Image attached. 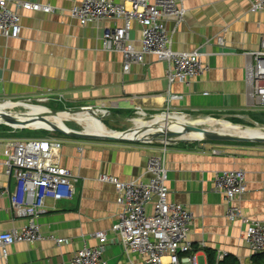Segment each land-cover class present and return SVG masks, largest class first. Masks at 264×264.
Instances as JSON below:
<instances>
[{
  "label": "crops",
  "instance_id": "1",
  "mask_svg": "<svg viewBox=\"0 0 264 264\" xmlns=\"http://www.w3.org/2000/svg\"><path fill=\"white\" fill-rule=\"evenodd\" d=\"M31 1L52 5L59 11L27 10L18 7L17 0H7L8 7L20 14L21 32L17 38L0 35V99L51 94L62 97L61 102L68 107L115 106L121 112L137 110L138 117L147 116V111L163 110L264 111L251 105L245 81L246 66L251 61L245 53L259 48L264 36V12H251L247 0H179L186 8L183 20L165 21L169 30L174 29L172 47L202 53L208 69L189 83L171 84L165 77L166 61L146 54L141 63H134L125 71L122 53L103 49L105 29L120 26L122 19L80 23L69 17L66 9L82 0ZM130 37L134 47L139 48L140 25L136 22ZM14 130L0 125V150L17 139L13 138ZM57 137L63 139L60 165L79 178L76 193L69 200L47 199L38 222L43 233L66 241L13 243L8 246L7 257L0 258V264L68 262L84 243L97 244L89 236L99 230L105 231L108 238L103 253L106 264H126L129 259L139 262L137 254L126 255L120 237L112 230L119 210L116 189L99 176L109 174L123 181H146L147 157L162 152L164 147L168 199L184 205L193 214L189 238L195 264H211L209 252L215 259L218 251L228 253L219 264H261L264 260V254L254 257L246 245L244 226L225 217L223 196L214 188L217 171L242 169L247 189L236 204L245 215L264 220V143L183 141L165 145L81 139L63 134ZM218 145L222 149L212 153L210 148ZM0 184L12 189L13 178L1 170ZM146 209L151 212L152 205ZM26 222L25 217L10 210L9 197L1 196L0 231L22 227Z\"/></svg>",
  "mask_w": 264,
  "mask_h": 264
},
{
  "label": "built area",
  "instance_id": "2",
  "mask_svg": "<svg viewBox=\"0 0 264 264\" xmlns=\"http://www.w3.org/2000/svg\"><path fill=\"white\" fill-rule=\"evenodd\" d=\"M251 12H264V0H247ZM17 6L45 13L59 11L58 8L31 0H17ZM62 11V10H61ZM69 17L80 23L103 18H120L122 24L105 29L102 35L103 49L119 51L123 56V70L134 63H141L146 54L166 61L165 77L168 84L175 81L189 83L198 78L208 66L198 51H178L172 47V33L165 21L173 19L180 23L186 8L179 0H82L66 9ZM133 22L140 25V47L135 48L130 37ZM21 32L20 14L11 10L7 0H0V35L17 38ZM251 61L246 66L247 94L254 106L264 108V36L259 48L246 52ZM57 102L62 97L46 95ZM63 139L59 137L20 138L9 141L0 150V171L13 178V188L0 184V197H9L10 210L23 216L27 222L22 227L0 231V258H6L8 246L13 243H35L50 239L56 244L66 241L41 231L39 215L45 201L69 200L76 193L78 177L59 163V151ZM167 145L166 143H164ZM222 148L213 146L212 153ZM146 181H123L114 175L101 174V181L110 182L116 189L118 217L112 230L121 239L126 255L135 253L140 257L126 264H195L194 247L189 238L193 214L182 204L168 199L167 167L165 147L162 152L147 157ZM214 188L219 191L226 204L225 217L239 221L244 226V241L252 253L264 252V220L243 213L236 201L247 189L245 172L242 169H222L214 175ZM152 205L148 212L147 205ZM89 237L97 240L90 246L86 243L77 249L68 262L60 264H106L103 253L108 241L103 230L94 231ZM218 251L215 263L227 256Z\"/></svg>",
  "mask_w": 264,
  "mask_h": 264
},
{
  "label": "bare ground",
  "instance_id": "3",
  "mask_svg": "<svg viewBox=\"0 0 264 264\" xmlns=\"http://www.w3.org/2000/svg\"><path fill=\"white\" fill-rule=\"evenodd\" d=\"M22 107L27 109V112L22 113H15L13 112V108L16 107L18 104L12 101H4L0 103V114L1 115H11L18 117L23 120L33 121L36 120L39 114L46 113L48 108L43 105H23L19 103ZM44 115V116H43ZM42 116L44 119L56 123L60 126H67L65 124L66 120H74L78 124L80 123L84 128L83 131L87 133H94V134H108L110 129L101 121V117L99 116L98 110L93 106H84L80 107L79 109H68L63 114L59 115H48L43 114ZM210 116V115H208ZM156 118V119H155ZM154 119V120H153ZM134 122L133 125L136 127H140L143 125H153V126H164L167 129H175L180 130L183 128L184 125L180 124L183 122H192L197 125H202V127L213 129L221 133H232L237 135L243 136H257V135H264V127L256 126H241L237 124H233L229 121L223 119H213L211 117H204L200 119H192L185 113L182 112H171V113H158L153 115H147L145 117H134L131 118ZM152 120V121H151ZM210 120H217V122H211ZM165 123V124H164ZM35 125H42V120L35 121ZM162 124V125H161ZM204 125V126H203ZM160 128L148 129L144 131H138L133 129L127 134L128 138H139L144 139L149 137L151 132H159ZM200 136L198 133H189L187 137H198ZM161 141V138H159Z\"/></svg>",
  "mask_w": 264,
  "mask_h": 264
},
{
  "label": "water",
  "instance_id": "4",
  "mask_svg": "<svg viewBox=\"0 0 264 264\" xmlns=\"http://www.w3.org/2000/svg\"><path fill=\"white\" fill-rule=\"evenodd\" d=\"M19 104V103H17ZM79 109V108H78ZM77 110V109H76ZM68 109H48L46 113L51 116L63 114ZM171 112H179V111H163V113H171ZM42 114V115H43ZM41 114L36 117V120H23L15 116L11 115H1L0 114V124L6 125L13 129H22V128H40L46 129L50 131H55L57 133H61L63 135L81 138V139H94V140H104V141H115V142H143V143H154L158 142L159 136L163 135L161 138L162 143L166 144H178L183 141H204V142H225V141H239V142H257L264 143V135L257 136H243L232 133H221L213 129H208L202 126L194 125V124H186L180 130L175 129H167L164 126H153V125H143L140 127L131 126L124 130H113L110 129L108 134H94L87 133L83 130H74L69 128L68 126H60L56 123H52L46 119H44V115ZM42 120V125H35V121ZM160 128L159 132H156L150 135L147 138L139 139V138H128L127 134L136 129L138 131H144L148 129ZM189 133H198L200 136L198 137H187ZM169 135V136H167Z\"/></svg>",
  "mask_w": 264,
  "mask_h": 264
},
{
  "label": "rangeland",
  "instance_id": "5",
  "mask_svg": "<svg viewBox=\"0 0 264 264\" xmlns=\"http://www.w3.org/2000/svg\"><path fill=\"white\" fill-rule=\"evenodd\" d=\"M4 101H12L15 103H25V104H33V105H43L48 109H78L80 107L84 106H76V107H68L62 102H57L52 98L47 99L45 96L40 97H30V98H20V99H0V103ZM86 106V105H85ZM87 106H93L98 110L99 116L101 117V121L109 128L113 130H124L131 126H133V121L131 118L138 117L137 110L129 111V112H121L119 111L115 106H107V107H100L96 105H87ZM98 107V108H97ZM166 111V110H163ZM163 111L158 112H150L147 111L146 114L153 115L158 114ZM13 112L15 113H26L27 109L22 107L20 104H18L16 107L13 108ZM188 116H190L192 119H200V118H206L211 117L213 119H223L226 121H229L233 124L241 125V126H250V127H264V111L260 112H206V111H194V112H184ZM210 115V116H208ZM211 122H217V120ZM65 124L74 130H82L84 127L79 123H77L74 120H66ZM182 125L186 124H194L192 122H183L180 123ZM1 125V124H0ZM202 126V125H198ZM204 126V125H203ZM62 135L61 133H57L55 131H50L46 129H40V128H22V129H16L13 132V138H37V137H57ZM169 136V135H167ZM158 138H163V135L159 136ZM188 144H194L195 141L189 140L187 141ZM158 144L162 143L158 140L156 142ZM224 143V142H223Z\"/></svg>",
  "mask_w": 264,
  "mask_h": 264
},
{
  "label": "trees",
  "instance_id": "6",
  "mask_svg": "<svg viewBox=\"0 0 264 264\" xmlns=\"http://www.w3.org/2000/svg\"><path fill=\"white\" fill-rule=\"evenodd\" d=\"M262 254H264V252L255 253L254 257H256V256L260 257V256H262ZM209 261H210L211 264H215V262H214L215 259H214L213 254L211 252H209ZM219 263H220V261H218V264ZM261 264H264V260L261 262Z\"/></svg>",
  "mask_w": 264,
  "mask_h": 264
}]
</instances>
